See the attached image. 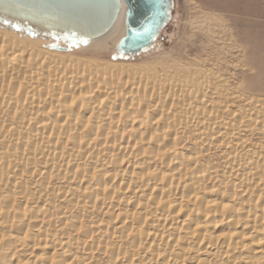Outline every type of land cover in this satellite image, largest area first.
Returning a JSON list of instances; mask_svg holds the SVG:
<instances>
[{"label":"bare ground","instance_id":"6f19581e","mask_svg":"<svg viewBox=\"0 0 264 264\" xmlns=\"http://www.w3.org/2000/svg\"><path fill=\"white\" fill-rule=\"evenodd\" d=\"M125 12L74 54L0 23V264H264L253 60L109 61Z\"/></svg>","mask_w":264,"mask_h":264},{"label":"water","instance_id":"95a60500","mask_svg":"<svg viewBox=\"0 0 264 264\" xmlns=\"http://www.w3.org/2000/svg\"><path fill=\"white\" fill-rule=\"evenodd\" d=\"M126 6L124 35L116 55L134 57L147 51L171 19L173 0H0V23L34 37L60 41L49 44L67 51L104 35Z\"/></svg>","mask_w":264,"mask_h":264},{"label":"rangeland","instance_id":"374dc122","mask_svg":"<svg viewBox=\"0 0 264 264\" xmlns=\"http://www.w3.org/2000/svg\"><path fill=\"white\" fill-rule=\"evenodd\" d=\"M209 36L227 41L228 44L240 45L243 50L241 58L246 62L248 58L253 60L248 63L249 69L245 70L244 75L256 77L254 79L257 85L264 86V0H173L171 19L147 51L134 57L121 58L116 55L114 47L109 50L107 57L112 62L139 63L150 60L171 63L177 57L203 56L204 51L201 52L197 47L201 44L208 45ZM89 42L91 41L70 45L67 51L48 46L50 43L62 45L57 41L46 42L42 47L58 53L74 54ZM226 54L228 63L236 60L232 53ZM78 55L80 54H75Z\"/></svg>","mask_w":264,"mask_h":264}]
</instances>
